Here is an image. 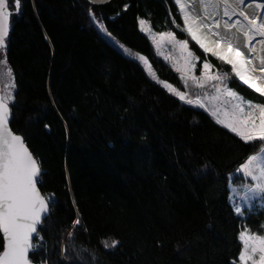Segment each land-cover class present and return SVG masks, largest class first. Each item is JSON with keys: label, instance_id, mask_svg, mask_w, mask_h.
I'll list each match as a JSON object with an SVG mask.
<instances>
[{"label": "trees", "instance_id": "obj_1", "mask_svg": "<svg viewBox=\"0 0 264 264\" xmlns=\"http://www.w3.org/2000/svg\"><path fill=\"white\" fill-rule=\"evenodd\" d=\"M108 3L121 13L128 37L138 18H146L154 32L171 30L187 39L172 23L175 17L183 25L173 0ZM125 4L130 7L122 11ZM95 6L88 0H22L11 21V127L41 160L42 191L57 201L42 226L44 255L50 264H207L208 246L223 240L228 247L220 264H231L241 247L239 231L244 225L261 230L264 211L244 222L236 216L229 197L240 180L235 176L230 184L228 177L264 145L244 144L209 120L200 145L222 139L229 149L220 165L198 156L193 142H186L187 126L199 129L198 118L189 120L185 104L102 34L89 14ZM191 49L200 63L208 59L217 71L230 73L196 45ZM229 86L264 102L235 78ZM55 118L67 132L61 168L50 160L48 128ZM170 148L189 173L187 194L170 190L175 174L167 159L156 166V153ZM78 216L82 223L73 228ZM113 239L119 245L105 249L103 242Z\"/></svg>", "mask_w": 264, "mask_h": 264}, {"label": "snow or ice", "instance_id": "obj_2", "mask_svg": "<svg viewBox=\"0 0 264 264\" xmlns=\"http://www.w3.org/2000/svg\"><path fill=\"white\" fill-rule=\"evenodd\" d=\"M107 2L109 0H89L92 5ZM196 2L174 0L183 25L178 24L175 17L172 23L204 54L211 53L221 64L229 65L230 73L214 70L208 59L198 68L201 58L192 51L188 39H178L171 30L154 32L148 19L138 18L139 30L149 36L157 55H162L179 75L183 90L160 79L147 57L133 54L103 24L98 23V27L124 55L144 65L151 79L171 96L183 104L203 109L216 125L244 144L264 145V102L246 99L229 86V80L235 78L264 97V0H198L202 14H194ZM129 7L125 4L122 11ZM21 8L22 0H0V56L3 57L0 58V83L3 84L0 87V264H50L44 255L48 249L41 231L57 203L55 194L42 191L45 175L42 162L30 150L26 137L10 126L16 85L6 53L12 17L20 14ZM89 14L96 21L91 9ZM206 32L214 39L209 41ZM235 176L241 178V183L239 187L233 186L229 199L235 215L244 217L253 210V201H264V147L239 163L235 173L228 177L230 184ZM72 202L75 205L74 198ZM81 223L78 216L72 227ZM72 235L70 231L68 236ZM238 240L241 245L238 258L231 264H264V225L259 231L243 227ZM119 243L115 239L105 240L103 246L112 249ZM66 250L61 248L62 256Z\"/></svg>", "mask_w": 264, "mask_h": 264}, {"label": "rangeland", "instance_id": "obj_3", "mask_svg": "<svg viewBox=\"0 0 264 264\" xmlns=\"http://www.w3.org/2000/svg\"><path fill=\"white\" fill-rule=\"evenodd\" d=\"M108 5L109 3L105 6L94 7L93 12L95 11V15L97 18L96 21L94 22L97 24V27H98V23L103 24L107 28L108 32H111L112 35L116 38V40H118L120 44H123L125 47L130 49L133 54L140 53L141 55L147 57L152 65L153 70L156 72V74L160 79L167 80L169 83H172L174 86L179 87L183 90V85L179 81V75L171 68L170 63L164 60L162 55H157L155 46L152 44V41L149 38V36H147L145 33H142L139 30V24L133 26L131 37L126 36V34L122 29L121 13L119 11L117 12L112 11ZM117 13H119V15H117ZM221 33L224 34V32L222 31ZM187 39L189 40L190 48L192 45H195L188 36ZM108 40L113 44V42L110 39ZM118 49L122 52L120 48ZM6 57H7V53H6ZM0 58L3 57L0 56ZM140 65L143 67L146 74L148 75V72L145 69L144 65H142L141 63ZM201 66L202 63H200L199 61L198 68ZM214 70L217 71L215 67ZM197 75H199V71H197ZM148 77L151 79L149 75ZM0 87H3L2 83H0ZM186 106L188 108L187 116L189 120H192L194 117H197L200 123L199 129H193L191 124L187 126L186 142L187 143L193 142V146L196 147L195 148L196 154L198 156L207 158L212 162H214L215 164L220 165L224 161L225 156L228 152L229 149L228 144L225 143L222 139H218L215 143H212L207 147H202L200 145L198 138L199 136H203L205 130L209 128L208 121L212 120V122H214V120L206 112H204L203 109H199L191 105H186ZM48 131H49L50 160L52 164L56 165V167L61 168L64 162L65 147L67 142V132L65 130V127L62 126L61 121L57 118L51 121V123L49 124ZM155 158H156L157 167H159L167 159L174 171L175 177L173 181L169 183L170 190H172L174 193L177 194H187L191 182H190L189 173L182 159L179 156H177L171 148L168 149L165 153H163V155L156 153ZM239 180H240L239 183L232 185L231 189L233 188V186L239 187V184L241 183L240 177ZM231 195H233L232 191H231ZM253 205L254 207L251 212H246L244 217H240L243 222L248 215L256 214L264 211V201L255 200L253 201ZM227 247L228 245L223 240L217 241L209 245L207 248L208 256H209L207 264H220L221 256H223V254L226 252Z\"/></svg>", "mask_w": 264, "mask_h": 264}, {"label": "bare ground", "instance_id": "obj_4", "mask_svg": "<svg viewBox=\"0 0 264 264\" xmlns=\"http://www.w3.org/2000/svg\"><path fill=\"white\" fill-rule=\"evenodd\" d=\"M111 0H109L110 2ZM108 3V2H107ZM106 3L104 4H97L96 6H102V5H105ZM194 9H195V13L194 14H202L201 13V8H200V5H199V2L197 0V2L194 4ZM251 12V10H249ZM221 31L223 32V29H221ZM225 34V33H224ZM205 35H208V33L206 32ZM211 35V34H210ZM190 38V37H189ZM209 41H211L212 39H214L213 37H211L210 39V36L209 37H206ZM191 39V38H190ZM193 42V41H192ZM240 46L243 47V40L240 41Z\"/></svg>", "mask_w": 264, "mask_h": 264}, {"label": "water", "instance_id": "obj_5", "mask_svg": "<svg viewBox=\"0 0 264 264\" xmlns=\"http://www.w3.org/2000/svg\"><path fill=\"white\" fill-rule=\"evenodd\" d=\"M89 1V0H88ZM174 1V0H173ZM183 22V21H182ZM223 32H224V30H223ZM209 36H211L210 35V33H208V35H206V37H209ZM212 37V36H211ZM211 39V38H210ZM242 40V39H241ZM193 43H195L194 41H193ZM202 50V49H201ZM203 51V50H202ZM208 56H210V57H213L212 55H209V54H207ZM215 58V57H214ZM229 66V65H228ZM237 80V79H236ZM238 81V80H237ZM239 82V81H238ZM241 85H243L241 82H239ZM243 86H245V85H243ZM246 88H247V86H245ZM248 89V88H247ZM249 90H251V89H249ZM252 91V90H251ZM252 92H254V91H252ZM255 93V92H254ZM255 94H257V93H255ZM258 95V94H257ZM259 96V95H258ZM264 98V97H263ZM10 126H11V120H10ZM50 214H51V212L49 213V216H50ZM48 216V217H49Z\"/></svg>", "mask_w": 264, "mask_h": 264}]
</instances>
